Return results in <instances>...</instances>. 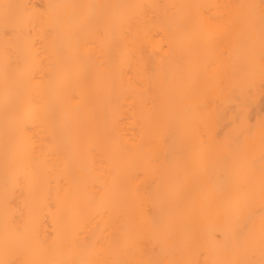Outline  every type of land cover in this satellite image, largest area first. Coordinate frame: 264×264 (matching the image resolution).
<instances>
[{"label":"bare ground","instance_id":"obj_1","mask_svg":"<svg viewBox=\"0 0 264 264\" xmlns=\"http://www.w3.org/2000/svg\"><path fill=\"white\" fill-rule=\"evenodd\" d=\"M0 264H264V0H0Z\"/></svg>","mask_w":264,"mask_h":264}]
</instances>
